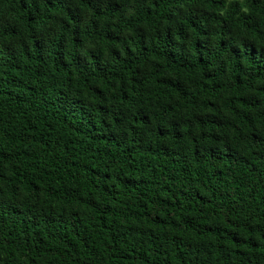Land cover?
<instances>
[{
    "label": "trees",
    "instance_id": "trees-1",
    "mask_svg": "<svg viewBox=\"0 0 264 264\" xmlns=\"http://www.w3.org/2000/svg\"><path fill=\"white\" fill-rule=\"evenodd\" d=\"M0 264H264V0H0Z\"/></svg>",
    "mask_w": 264,
    "mask_h": 264
}]
</instances>
